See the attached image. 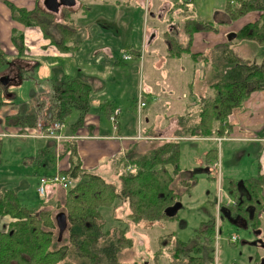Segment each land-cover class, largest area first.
Segmentation results:
<instances>
[{"label":"trees","instance_id":"trees-1","mask_svg":"<svg viewBox=\"0 0 264 264\" xmlns=\"http://www.w3.org/2000/svg\"><path fill=\"white\" fill-rule=\"evenodd\" d=\"M168 2L171 9L176 6L184 8V0ZM5 3L14 21L25 27H39L43 37L59 52L75 53L82 29L75 24L73 8L63 7L58 13H52L45 9L41 1H37L31 10L9 1ZM77 7L84 15L89 11L88 4L83 0H78ZM183 10H187V7ZM222 12L228 25L248 14L257 13L254 21L245 23L235 32V41H251L264 46V0H225ZM179 25L184 35L182 40L177 35L179 30L174 23L172 30L164 32L169 44L166 56H188L196 63L202 61L205 65L210 64L215 71V81L209 84V94L198 100L197 110L192 117H178L181 128L174 133L177 139L162 142L138 155L130 153L123 161L124 167L129 165L130 168L118 176L119 189L101 175L81 168L75 141L63 139L58 157L67 156L69 167L61 172L74 183L65 193H60L56 206L50 207L48 203L55 200L54 191L42 202L27 207L21 203L15 189H0V264H127L120 261L119 255L122 250L130 248L133 241L126 236L127 231L123 228L104 229L105 221L100 212L103 207L109 208L115 206L117 201H127L129 217L134 223H154L176 217V214L167 216L165 208L180 201L182 195L188 194L197 183L195 174L190 171L188 175V170L180 167L179 137L225 136L233 127L234 117L244 110L248 97L253 92L264 90V57L259 62L241 57L232 47V40L216 44L203 53H193L191 45L195 33L217 32L218 29L214 22L197 18H185ZM11 41L18 52L13 59H7L0 47V78H13L6 85L0 81V107L5 104V98L13 94L9 93V86L21 84L23 78L29 75L28 71L34 74L40 66L37 61L30 66L24 63L25 45L21 31L13 29ZM128 52L134 57L138 55L131 49ZM97 82L96 78L83 74H62L58 79L52 78L45 112L40 103L28 112L18 110L5 116L4 123L23 130L32 127L40 118L47 122L64 123L73 111H77L78 117L70 125L73 133L83 123L85 115L92 111L90 93ZM12 96L11 100L15 98V95ZM98 108L107 117L113 112L109 102L100 103ZM143 132L146 133L145 130ZM48 143L53 150L54 142L50 140ZM2 148L3 138L0 136V166ZM214 160H217V152L212 148L205 154L204 163L207 166ZM201 170L206 171L204 167ZM180 174L186 176L179 180L181 184L178 187L175 183ZM227 189L238 200L237 208L230 210V215L242 218L247 226L261 228L264 220V173L236 182L230 180ZM208 203L212 209V200ZM58 212L64 213L67 224L60 240L57 239L59 227L55 220ZM213 235V215L208 211L207 220L188 240L176 238L174 232L167 235L165 242L162 237L160 243L169 245L171 249L167 262L163 264H215ZM155 257L157 260L158 255Z\"/></svg>","mask_w":264,"mask_h":264},{"label":"rangeland","instance_id":"rangeland-1","mask_svg":"<svg viewBox=\"0 0 264 264\" xmlns=\"http://www.w3.org/2000/svg\"><path fill=\"white\" fill-rule=\"evenodd\" d=\"M83 1L87 3L88 7L92 10V13H89L92 17L83 16L80 9L74 11L73 18L75 20V24L82 29L79 39L85 31H87L88 33L91 32V34H93L96 31H99V29L104 31L118 30L119 27L118 24H116L115 20L117 17H124V15L127 20L131 21L133 20L132 17H134V23H136V17H139L140 26L142 25V27H145L146 30L150 28L151 23H153L154 21H158L157 23L159 35L156 37V40L152 44L143 46L142 58L135 57L130 61L127 60V62H124V65H126L125 72L123 70H120L113 76L114 78L112 80V83H118L117 85H119L122 89L119 90L118 87L112 86L115 89L110 87L108 89V92L106 93L107 95L104 97L110 100V102L113 104H118V102H125V106L122 108L121 117L127 115V128L129 127L128 129H130L134 134H136L138 129H140L142 132L143 129L145 130V111L143 109V111L141 112V116L138 118V115L136 111H134L133 106V98H136L139 89L143 90L147 85L151 88V94L153 96L151 99H149L151 110L155 109V104L163 110H169L171 108V104L169 105V100H175V105H185L189 103L192 98H194V101H198L200 98L207 95V83L210 84L215 81V71H213L211 65H205L202 61L197 63L194 61H189L191 65H194V68L187 67L185 68V70H182L177 65L186 63V58L183 60H177L165 57L164 51H166V45L164 43L167 37L163 36V34L164 31L169 29L172 23H181L183 19L191 17L193 14V9L196 12L195 17H210V20L218 22L219 17H224L222 8H224L225 0H184V8L176 6L173 9L172 13L165 15L161 20L153 18L146 13L144 22L142 20L144 16L142 12H140V10H145L146 2H149V10L158 11L159 5L163 4V2H165L166 0H130L132 6H130L131 9L129 11H125V5L123 6L122 3H120V6H109L105 1L103 2V0ZM97 1L100 2L97 3ZM186 7L187 10L184 11L183 9H186ZM123 12H125L124 15L122 14ZM251 15L254 16V19H256V17L258 16L257 13ZM90 20L95 21L93 25H91L93 26L92 28L90 25H87ZM180 23H178V25ZM224 26L228 27L230 25L225 24ZM178 30L179 37H182L183 34L182 32H180V28H178ZM230 32H233V30H230ZM101 40H103V38L97 37L95 42ZM231 40L233 41L232 47L234 49L239 51L241 50L242 52L247 54L245 58L250 59L251 61L256 60L259 62L262 57H264V46H259L251 41H235V36L232 37ZM90 54L91 50L87 46H84L80 56L89 57ZM116 58H123V53L113 55L112 59ZM103 62H105V60H103ZM76 65L77 69L82 66L86 68L88 67L87 65L84 66L80 64L77 60V57H75L72 59L62 58L57 62L56 65L48 67L49 70L47 77H39L37 71L34 74L32 71H28L29 75H26V77L23 78L21 84H19L20 87L18 89H16V86V88L10 87L8 90L9 93H13L15 91L17 94L13 106L17 108V111L19 110L23 113L28 112L31 108H33L34 105H36L37 97L42 96V93L44 94L45 90L48 87V81L50 83V80L57 77L59 74L58 72L63 69H67L69 72H71L70 75L75 76L77 71ZM131 65L133 66V69H127ZM46 79H48V81ZM185 79H187L188 83L192 84V87H189L186 84L184 85ZM108 80L110 81V79ZM48 91H51V84ZM44 95L46 97L47 94ZM143 97L146 101L147 96L144 95L142 96V98ZM40 101L41 100H39V102ZM45 101L40 102L41 105H47L45 104ZM94 109L95 108H91L92 112ZM97 109L99 108L97 107ZM5 114L7 113H4V115ZM155 116L156 113L152 112V117ZM184 117L190 118L192 116ZM76 119L77 112L73 111V113H71L63 123L64 132H68L70 130V125L73 124ZM167 120H169V118L165 117L164 113H158L156 118L157 126L154 128V130L157 131L161 125L167 123ZM177 120L179 119L177 118ZM121 122L122 124H124V121ZM179 127L181 128V126ZM228 134H230V132L225 134V136L223 135L211 137L215 141V143L210 141H203L209 138H191L187 136L181 138L179 137V140H181L179 157L180 167H189L191 172L195 174V180L197 183L193 185L189 194L182 195L180 200L181 206L176 213V217L154 223L147 221L134 223L129 217L130 209L128 207L127 201H117V204H115V206L109 208L103 207L100 210L102 218L105 221L104 229L123 228L127 231L126 236L131 238L133 241V244L130 248H126L121 251L119 255L120 261L126 262L127 264H163L167 262V257L168 255H170L171 249L169 245H162L164 243H160L162 237H164L163 242H165L167 239V235L171 232H174L176 238L183 241H186L191 236H194L195 231L198 229L200 224L204 220H206L208 211L210 212V214L215 215V207L211 209V205L207 202V200L209 199L210 195H214L215 200L218 181L219 186L223 188L222 190L224 192H227L226 186L228 185V182L230 180L236 182V180H244L250 177V175L255 174V172H252V170L255 169L256 171L257 169L255 166L256 154L253 152L252 146L246 145V143L244 142V145H241L238 149L234 150L233 147L228 146L229 142L226 141L228 139H234V137H226ZM143 136L149 137L147 133H144ZM174 136L175 134H162L160 136H155L157 138L146 139V141H151L147 142L146 148L150 149L151 147L159 145L162 142L177 139V137ZM2 138L3 161L0 174L3 177L0 180V189L5 188L4 186H6L18 191V188H21L19 191V195L24 203V198L28 195L31 196V201L27 202H30L31 205L42 202L50 193L45 197L38 195V193L36 192L38 183L37 177L29 173V170L36 169L39 173H43L44 171L41 161H48V159L51 157L50 154L48 155L49 158L40 155V159L37 160L36 154L30 148V142H28V140L24 141L12 137ZM216 138L225 139L218 142ZM184 139L192 140L189 142H185ZM210 144L213 145V148L217 152V160L220 163V175H218L217 172L210 174L208 170L202 171L201 168L204 167L205 169H207L208 165L206 166L204 162L198 163V161L204 160V154H206L208 150L212 149L207 148ZM204 150H206V153L203 152ZM250 154L251 157H248ZM27 159L34 160L29 164V166L25 167V175L16 177L19 176V174H17L16 176L14 175L20 169L19 165L23 166L24 164H27L25 161ZM125 168L129 169L130 166L128 167L127 165V167ZM198 168L200 169V171L198 170ZM92 172L98 173L105 179H108V181L113 182L116 189H119V180L116 174L112 172V169L106 170L105 167H102L99 169H95V171ZM121 172L123 171H120L119 173ZM183 176H186V174H180L179 176H177L178 179L175 183L176 186L178 185V187H180L181 183L179 184L178 182ZM73 183L74 182H72V184ZM70 187L65 188L64 190H62L61 188H56L53 195V197L56 196L54 197L55 200H51L50 202H48L50 207L56 206V200L59 197L60 193H65L70 189ZM176 190L178 191L177 187ZM222 200H225V198L222 197ZM231 235H236L238 237V242L236 243V245H232L228 241ZM252 237L254 238V234L252 231H249V229L233 226L231 227V225L228 226L227 224H224L222 234L219 239L216 256L214 254L215 264H232V261H235L236 264H248L247 259L249 255L254 252L255 246L252 244L248 245L245 242L252 239ZM156 254L158 255L157 260L155 257Z\"/></svg>","mask_w":264,"mask_h":264},{"label":"crops","instance_id":"crops-1","mask_svg":"<svg viewBox=\"0 0 264 264\" xmlns=\"http://www.w3.org/2000/svg\"><path fill=\"white\" fill-rule=\"evenodd\" d=\"M6 1L11 2L18 7H24L27 10H31L34 8L36 2L41 0H0V47L3 50V52L7 55V59L11 60L18 54L16 47L11 41L12 30L15 29L16 31H21L24 36L25 51L23 53V58L24 60L26 59L24 63H26L27 66H30L33 65L34 61L39 62L40 66L37 69V74L39 77H47L49 70L48 67L56 65L57 62L62 58L72 59L77 57V60L80 64L84 66L87 65L88 67L86 68L82 66L77 69V65H76V70H77L76 75L81 76L83 74L86 76H90L92 78H96L98 80V83L94 86V90L90 93V105L92 106L91 108H95L93 112L90 111L85 115L83 119V123L81 124V126H79L76 129L75 132L72 133L71 128L68 132H64L63 130L64 128H63L61 133L64 136H76V138L73 140L75 141V144L77 146V154L81 161L83 169L92 172L95 171V169L105 167L106 170L112 169V172L115 173L118 178L120 171H124L128 169L124 167V162H123L127 160V156L130 153H132L133 155H138L147 151L148 148H146V144L147 142H151V141H146V139H137V140L129 139L128 138L129 136H135L136 134H134L130 129H128L129 127L127 128V120H126L127 115L121 117L122 108L125 106V102H118V104H113L110 102V100L104 98L107 95L106 93L108 92V89L110 87L116 86L118 87L119 90L122 89L119 85H117L118 83L116 82L112 83V80L114 78L113 76L117 72H119L120 70H123L125 72L126 70V65H124L125 64L124 62H127V60H124L123 58L112 59L113 55H118L120 53H123V55L130 54L132 57L130 60H132L135 57L131 52H128V50L130 51L131 49L134 50L135 52H138L141 49L142 41H143V33H144L143 30L145 27H142V25L140 26L139 17H136L137 20L136 23H134L133 21L134 17H132L133 19L132 21L127 20L124 15L125 12H123L122 14L124 15V17H117L115 20L116 24H118L119 27L118 30L104 31L99 29V31H96L93 34H91V32L88 33L87 31H85L80 39H79L80 34L78 36V40H79L77 44L78 48L76 49L74 54L61 53L55 48L54 45L50 44V41L48 39H45L43 37L39 27L37 26L25 27L24 25L14 21L11 18L10 10L5 3ZM104 1L109 6H113V5L120 6V3H122L123 6L125 5L124 6L125 11L126 10L129 11L131 9L130 6H132L130 0H124V1L103 0V2ZM99 2L100 1H97V3ZM77 6L78 3H76V5L73 7L74 11L78 9ZM140 12H142L144 16V12L142 10H140ZM89 13H92V10L90 8L87 14L85 15L83 14V16L92 17ZM192 13H193L192 16L189 18H197L195 17L196 12L194 11V9ZM150 16L158 20H161L163 18L159 16L155 17L154 14H151ZM145 18L146 17H143L142 19L143 22L145 21ZM197 19L214 22L218 31L195 33L191 45V52L193 53H203L216 44L225 43L227 41L226 35L228 32H230V30L236 32L245 23L252 22L255 20L253 15L248 14L236 20L230 26L225 27L224 26L226 24L225 17H219L218 22H215L214 20H210L211 19L210 17H198ZM94 22L95 21L90 20L87 25L91 26L93 25ZM157 22L154 21L153 23H151L150 28L147 27L148 30L145 29L146 32L148 33V40L146 42V45L152 44L156 40V37L159 35ZM178 23L177 24L174 23V24L176 25L177 28H180L179 27L180 25H178ZM232 26L234 29L232 28ZM92 27L93 26H91V28ZM168 30H172V28L169 27ZM177 35L179 36V32L177 33ZM97 37H101L103 38V40L95 42ZM183 38L184 35H182V37H179V39L181 40ZM164 44L166 45L165 48L166 51H164L165 52L164 55L165 57H167L166 55L169 50V44L167 42V39ZM84 46H87L91 50V54L89 57L80 56ZM235 51L238 54H240V56L243 58H245L247 55L241 50H240L241 52L236 49ZM185 58H186V63L177 66L182 70H185V68L187 67L192 68L194 65H191L189 61L192 62L193 60L190 59V57L188 56H183L182 58H171V59L183 60ZM103 60H105V62H103ZM129 68L133 69V66L131 65L127 69ZM58 73H59L58 76L53 79H58L62 74L70 75L71 72H69L67 69H63L60 70ZM108 79H110V81ZM46 80L48 81V79ZM50 84L51 82L49 83L48 81V87L45 90L44 94L50 92L48 91V89H50ZM185 84L188 85L189 87H192V84L188 83L187 79L184 80V85ZM16 86L10 85L9 88L14 87L18 89L20 87V85H16ZM206 86L208 88V93H207L208 95L209 83H207ZM112 88L115 89L114 87ZM144 91L146 92V96H147L146 105L143 108L145 111V113L143 112L145 115V132L149 135V137L160 136L162 134L173 135L175 131L179 129L177 118L180 116L182 117L193 116L197 110L198 101H194V98H192L189 101V103L185 105H179V104L175 105L176 104L175 100L174 101L169 100V105L171 104L170 106L171 108L169 110H163L159 108L156 104L154 106L155 109L151 110V104L149 101V99L153 97L151 94L152 93L151 88L147 85L145 86ZM44 94L42 93V96L40 97L38 96L39 98L37 97L36 105H34L33 108H31L30 110H33L36 107H38L40 102H44L45 100H46L45 102L48 101L47 98L48 94L46 95V97ZM12 95H15V98L17 96L16 92L14 91L13 94L5 98L4 100L5 104L0 107V136L4 138L7 137L17 138L19 140H24V141L28 140V142H30L29 143L30 148L36 154L37 160L40 159V155L48 157V155L50 154L51 159L48 157L49 158L48 161L46 162L41 161L43 165L42 167L44 171L43 173H39L36 169L29 170V173L37 177V181L39 179L38 177L40 176L49 175L56 171H62V169L68 168L69 163L67 156L62 158L58 157L59 147L58 149L56 148V144L53 140H51L54 142V148L52 150V145L48 143L50 141L48 139L25 138V137L2 135L3 133L12 134L17 131H21L20 127H11V126H7L4 123L5 116L17 112V108L13 106L14 103H11V101L15 100V98L11 100L14 97ZM39 100L41 101L39 102ZM104 101L111 103L113 110L116 108L121 109V110L119 109L120 114L117 117V127L115 129L113 128L109 120V117H107L103 111L97 109L100 103ZM133 101H134L133 104L134 111H136V98H133ZM42 107H43L42 111L45 112L47 109V105H44ZM152 112L156 113L155 117H152ZM4 113L7 114L4 115ZM158 113H162V114L164 113L165 117L169 118V120H167L166 121L167 123L161 125L160 128L157 131H155L154 128L157 126L156 118ZM77 117H78V112H77ZM121 121H124V124H122ZM142 134L144 135V132H142ZM226 137H231V138L234 137V139L226 140L229 142L228 146L233 147L234 150L238 149L239 146L244 145L245 143L246 145L252 146L253 152L256 154L255 166L257 169L256 171L255 169L252 170V172H255V174L250 175V177L257 175L258 173H264V90L253 92L248 97V99L244 102V110L238 112L237 115L234 117L233 127L230 131V134H228ZM191 140L187 139L185 140V142H189ZM203 141H210L215 143V141L212 138ZM207 148H213V145L210 144L208 145ZM203 152L206 153V150H204ZM248 157H251V154ZM33 160H29V159L25 160L27 164H24L23 166L19 165L20 169L14 175L16 176L17 174H19V176L16 177L25 175L26 173L25 167L29 166V164L32 163ZM203 162L204 160L198 161V163H203ZM197 167H201V166H197ZM1 168L2 166H0V171ZM181 168L186 171L187 170L191 171L190 168L186 166H183ZM198 170L200 171L199 168ZM2 177L3 176L0 174V180L2 179ZM4 187L9 188L6 186ZM20 189L21 188H18V191L16 192L18 193V197L21 203L26 205L27 207L35 206L36 204L31 205L30 202H27V201H31L30 195L25 196L24 198L25 203L21 200L19 195ZM212 197L213 196L210 195L207 202L211 201ZM263 216L264 215H262V217ZM261 226L264 229V220L261 222ZM256 250L257 249L255 247L254 250L255 253L257 252Z\"/></svg>","mask_w":264,"mask_h":264},{"label":"built area","instance_id":"built-area-1","mask_svg":"<svg viewBox=\"0 0 264 264\" xmlns=\"http://www.w3.org/2000/svg\"><path fill=\"white\" fill-rule=\"evenodd\" d=\"M148 4L149 2L145 4V10H144V16L146 17V13H148ZM143 41L141 46V54L139 58H142L143 54V46H146L147 41V32L144 28L143 30ZM132 57L130 54H124L123 59L124 60H130ZM146 92L144 89H139L137 96H136V113L138 115V118L141 116V112L143 111V108L146 105V101L144 100V97L142 96L146 95ZM120 114V110L118 108L114 109L111 115L109 116V120L115 129L117 127V117ZM138 127H139V121H138ZM63 129V123H60L58 121H52V122H46L43 119H38L35 124L32 127L24 128L21 131H17L12 134H2L4 136H15V137H25V138H39V139H48L53 140L56 144V148L60 147V142L63 139H75L76 136H64L61 132ZM129 139H151L154 137H145L142 134V131L140 129L137 130V133L135 136H129ZM157 138V137H155ZM225 138H216L218 142L221 140H224ZM208 172L210 174L217 172L218 175H220V163L218 160H214L211 165H208ZM72 184L71 178H69L67 175L63 174L61 171H56L54 173H51L49 175H43L40 176L38 179L36 192L40 196H46L47 194L53 192L56 188H68ZM222 197L225 198V200H222ZM232 199L225 194V192L222 190V188L219 186L218 181V188L217 193L215 197V221H214V254L216 256L217 248L219 244V239L221 237L220 232V223H219V212L220 209L223 206H230L232 203ZM237 239L236 235H231L228 241H235Z\"/></svg>","mask_w":264,"mask_h":264},{"label":"flooded vegetation","instance_id":"flooded-vegetation-1","mask_svg":"<svg viewBox=\"0 0 264 264\" xmlns=\"http://www.w3.org/2000/svg\"><path fill=\"white\" fill-rule=\"evenodd\" d=\"M77 3H78V0H77ZM71 8H73V7H71ZM172 11H173V9H171V7L169 5V2L165 1V2H163V4L159 5V10L157 12H154V11L152 12L151 10L148 9L147 15L148 14L149 15L154 14L155 17H158V16L159 17H164L165 15H168L169 13H172ZM170 28H172V26H170ZM140 54H141V50L138 51V55L136 57H140ZM190 173H191L190 171L189 172L187 171L188 175ZM251 177H254V176H251ZM236 181H239V180H236ZM228 185H229V182H228ZM228 185L226 186V191L227 192H225V193L232 199L233 202L230 204V206H223L220 209L219 217H218L219 218V223H220V232L222 233L224 224H227L228 226L231 225V227L232 226L233 227H238V228H242L243 227L245 229H249V231H252L253 234H254V238L252 237V239L246 241L245 243H247L248 245L253 244L256 247V249H257L256 251L257 252L256 253L253 252L251 255H249V257L247 259L248 260V264H264V229L262 227L259 228V229H255L254 227L247 226V225H245V222H244V220L242 218L237 217V216H232V214L230 215V210H234V208L235 209L237 208L238 200H237V197H235L231 193H229V191L227 189ZM211 200L214 203L213 207H215L214 195H213ZM250 212H252V210H250ZM57 214H55V217H56ZM206 220H207V217H206ZM206 220H204V221H206ZM214 221H215V217L213 215V223H214ZM62 232L59 231L58 237H57L58 240L61 239ZM229 242L232 245H236V243L238 242V237H237V239L235 241H233V242L229 241ZM257 255H258V258H255ZM232 264H236V262L232 261Z\"/></svg>","mask_w":264,"mask_h":264},{"label":"water","instance_id":"water-1","mask_svg":"<svg viewBox=\"0 0 264 264\" xmlns=\"http://www.w3.org/2000/svg\"><path fill=\"white\" fill-rule=\"evenodd\" d=\"M42 3L45 9H47L48 11L52 13H58L62 7H67V8L74 7L77 3V0H43ZM234 36H235V32H228L226 35V38L227 40H231V38ZM0 81L4 85H6L12 82L13 78L8 77V76H2L0 78ZM206 170H208V167ZM180 206H181V202L177 201L173 205L166 207L164 210V213L167 216H174L177 213ZM55 220H56V223L58 224L59 231L62 232L66 227V220H65L64 213L59 212L56 215Z\"/></svg>","mask_w":264,"mask_h":264}]
</instances>
